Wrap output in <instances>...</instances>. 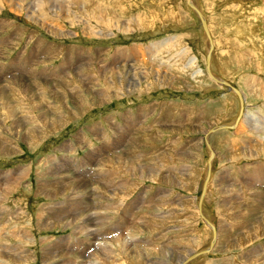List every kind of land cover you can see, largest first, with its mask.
<instances>
[{
	"label": "rangeland",
	"instance_id": "374dc122",
	"mask_svg": "<svg viewBox=\"0 0 264 264\" xmlns=\"http://www.w3.org/2000/svg\"><path fill=\"white\" fill-rule=\"evenodd\" d=\"M194 3L244 116L207 138L217 238L186 264H264V0ZM206 45L187 0H0V264H182L208 247L204 134L239 101L207 76Z\"/></svg>",
	"mask_w": 264,
	"mask_h": 264
},
{
	"label": "bare ground",
	"instance_id": "6f19581e",
	"mask_svg": "<svg viewBox=\"0 0 264 264\" xmlns=\"http://www.w3.org/2000/svg\"><path fill=\"white\" fill-rule=\"evenodd\" d=\"M187 6H189L190 10L193 11L196 16H197V12H199L202 16V23H203V26L201 25V28L203 30V33H204V36L206 35V46H207V51H206V57H205V66H206V70H207V76L210 78V80H212L213 82H215L217 85L221 86V87H225L229 92L233 93L236 98L238 99L239 101V112H238V115L236 117V120H235V123L231 126H220V127H215V128H212L211 130H208L205 134H204V142L206 144V148L208 149V151L210 152V157L209 159L207 160V164H206V168H205V173H204V176L202 178V184H201V196L197 198V201H196V206H197V210H198V217L206 224L210 227V230H211V233H212V236H211V241L209 242L208 244V247L205 248L204 251H199V253L196 252V254H191V256L189 255V258H187L182 264H186L190 261H192V259L198 257V256H201L203 254H206L208 252L211 251V249L213 248L214 244L216 243V238H217V231H216V228L214 227V225L212 224V222L207 218V217H204V210H203V203H204V200H205V197H206V193H207V190H206V187L208 188L207 184H209V181L211 180V174H212V161L214 159V152L211 151V146H209V142H207V138L209 139V135L212 134L213 132L217 131L218 129H231L233 128L235 125L238 124L239 120L242 119V117L244 116L243 115V110H244V102H243V97H242V94L240 93L239 90H237L236 88H234L232 85H230L228 82L222 80V79H219L217 78L216 76H214V73L212 72L211 69L212 66V59H213V51H214V43H213V39L210 35V31H209V27L200 11V9L196 6V4L194 3V0H187ZM197 11V12H196ZM198 17V16H197ZM199 19V18H198ZM201 24V23H200ZM209 35V36H208ZM213 49V51H212ZM80 56V55H79ZM32 59V55L29 56L27 58V60H25L24 62H30L31 59ZM212 57V58H211ZM211 58V59H210ZM80 59V58H79ZM79 63V61L77 62ZM26 64V63H25ZM191 64H194L195 65V59L194 58H190L188 63H187V66L190 67ZM18 67V66H17ZM12 68V67H11ZM5 70V69H4ZM22 70V69H21ZM25 70V69H24ZM19 71V70H18ZM9 73V72H8ZM197 74L200 73L199 70H197L196 72ZM13 75V74H12ZM121 77V76H120ZM35 78V77H34ZM214 79V80H213ZM218 82H222L224 83L226 86H223V85H220ZM134 86V85H133ZM232 88L236 89V91L238 92V95L235 94V92L232 90ZM41 89V88H40ZM54 91V90H52ZM25 92V91H24ZM54 93V92H53ZM51 95V94H50ZM240 100H241V103H240ZM241 108H242V111H241ZM241 111V113H240ZM62 117H60L58 120L61 121ZM46 126V124H45ZM45 128V127H44ZM35 130H37V133L38 135H40V131H42V128L41 129H38L35 127ZM33 131V130H32ZM35 132V131H34ZM209 141V140H208ZM7 147V146H6ZM9 148V147H8ZM5 150V149H4ZM7 153V152H6ZM26 173V172H25ZM85 173V172H84ZM11 184V183H10ZM42 184V182H41ZM8 185V184H7ZM38 185V184H37ZM38 187V186H37ZM41 188V185L39 186ZM40 188H38L40 190ZM206 191V193H205ZM90 245V244H89ZM108 261V260H107ZM190 264V263H189Z\"/></svg>",
	"mask_w": 264,
	"mask_h": 264
},
{
	"label": "crops",
	"instance_id": "0c3cea01",
	"mask_svg": "<svg viewBox=\"0 0 264 264\" xmlns=\"http://www.w3.org/2000/svg\"><path fill=\"white\" fill-rule=\"evenodd\" d=\"M225 58H227V56L225 55ZM225 60V59H224ZM227 61V60H226ZM214 74H216L215 72H214ZM230 83V82H229ZM241 93V92H240ZM222 131V130H221ZM211 137V136H210ZM210 137H209V142H210ZM227 138V137H226ZM218 139V141H217V143H218V146L222 149V147H224V146H227V145H224V142L221 140L222 139V137H220L219 136V138H217ZM228 141H229V139H228ZM211 145V144H210ZM212 147H213V145H211ZM213 150H214V152H215V155H217V152L215 151V149L213 148ZM216 158H217V156H216Z\"/></svg>",
	"mask_w": 264,
	"mask_h": 264
},
{
	"label": "water",
	"instance_id": "95a60500",
	"mask_svg": "<svg viewBox=\"0 0 264 264\" xmlns=\"http://www.w3.org/2000/svg\"><path fill=\"white\" fill-rule=\"evenodd\" d=\"M188 2H189V0H188ZM197 12V11H196ZM197 16H198V18H199V21H200V23H201V25L203 26V23H202V16H201V14L199 13V12H197ZM214 80V79H213ZM220 85H223V86H226L224 83H222V82H218ZM232 90L235 92V94H237L238 95V92L236 91V89H234V88H232ZM240 103H241V100H240ZM241 111H242V108H241ZM241 111H240V113H241Z\"/></svg>",
	"mask_w": 264,
	"mask_h": 264
}]
</instances>
